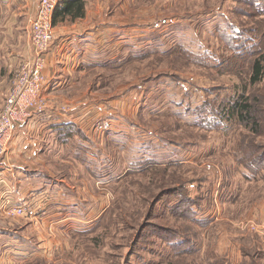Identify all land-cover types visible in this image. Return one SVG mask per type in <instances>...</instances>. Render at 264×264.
Segmentation results:
<instances>
[{
    "label": "rangeland",
    "instance_id": "obj_1",
    "mask_svg": "<svg viewBox=\"0 0 264 264\" xmlns=\"http://www.w3.org/2000/svg\"><path fill=\"white\" fill-rule=\"evenodd\" d=\"M87 1L126 32L122 47L106 63L69 76L78 92H54L50 98L73 106L84 98L103 103L106 112L117 110L104 119L126 123L128 130L122 135L110 129L104 139L92 140L90 152L83 149L87 173L74 162L76 173L67 178L84 200L75 209L80 218L92 209L98 216L42 231L41 255L24 264H215L222 259L241 264L250 259L242 258L239 249L253 247L262 252L257 264H264V239L237 226L254 215L246 209L249 199L263 203L264 184H242L232 158L240 140L264 143V113L257 131L221 117L222 107L242 93L264 112V72L260 82L249 83L255 53L235 58L225 35L232 34L231 23L257 27L264 43V7L258 0ZM178 47L230 60L227 66H198ZM113 58L123 63L108 65ZM168 188L190 197L199 223L170 213L179 195L163 193ZM228 190H235L238 205L229 207ZM218 209L221 219L216 220ZM24 226L25 234L38 233L31 224ZM158 226L180 238L164 241L169 237L154 234Z\"/></svg>",
    "mask_w": 264,
    "mask_h": 264
},
{
    "label": "crops",
    "instance_id": "obj_2",
    "mask_svg": "<svg viewBox=\"0 0 264 264\" xmlns=\"http://www.w3.org/2000/svg\"><path fill=\"white\" fill-rule=\"evenodd\" d=\"M37 5L38 0H0V109L12 78L27 54L29 20L35 15ZM96 7L93 8L87 1L83 17L65 19L55 25L56 39L48 55L43 88L46 97L50 98L54 92H78L69 76L112 58L115 50L120 52L122 35L126 32L119 23L105 19L103 12ZM126 37L128 39L130 35ZM74 102V110L68 113L49 109L32 112L24 123L16 126L6 155L0 157V193L8 186L15 204H25L33 197L45 201V212L36 219L5 216L0 212V264H24L39 257L42 253L40 247L43 246L42 231L47 233L52 228L57 231L73 226L74 220L81 223L98 216L92 209L84 215V219L80 218L82 215L75 209H79V203L84 200L73 190L67 178L76 173L72 172L74 162L87 170V163L82 160L83 149L90 152L92 140L104 139V133L110 129L117 132L115 134L125 135L128 124L106 121L104 117L117 110L106 112L102 108L103 103H92L94 100L85 98ZM91 114L96 115L83 120ZM69 124L80 129L82 135L64 137L63 127ZM93 159L97 160V157L93 156ZM235 167L233 171L240 176L242 184H264V177L246 180L243 177L245 170ZM231 176L235 177L233 174ZM249 203L247 212H254L250 218L261 220L264 217V199L262 204H258L254 198L249 199ZM233 205L238 204L229 203V207ZM218 214L219 209L214 211L216 220L221 219ZM225 220L234 223L232 218ZM25 223L31 224L38 233L25 234ZM262 247L264 250V242Z\"/></svg>",
    "mask_w": 264,
    "mask_h": 264
},
{
    "label": "trees",
    "instance_id": "obj_3",
    "mask_svg": "<svg viewBox=\"0 0 264 264\" xmlns=\"http://www.w3.org/2000/svg\"><path fill=\"white\" fill-rule=\"evenodd\" d=\"M256 1L257 0H254L255 3ZM258 2L259 5L264 7V0H258ZM257 5L258 4H256V6ZM84 9H85V0H59L53 12L52 23L55 26L57 25V23L64 21L65 19L74 20L77 18H81L84 16ZM229 26L230 29H233V32L232 34H225V35H229L227 40L228 48L232 47L236 50L233 55L235 58L243 54L250 53L251 55H254L253 53H255V59L253 60L252 69H251L252 71L249 76V83L253 85L255 83L260 82L263 78V72H264V64L262 62V59L264 58V43L263 41H260V39L257 36L258 34V31L256 30L257 27L239 28V27H235L232 23L229 24ZM225 28L223 29L221 28L220 31L225 33L226 31L224 30ZM243 33H245L246 37L244 36ZM175 49H178V51L181 54H184L187 57L192 58V60H194L196 63H199L196 64L198 66L201 65L207 66V64H211L210 62L219 63V65H215L213 67H221L225 65L227 66L230 60L227 58L225 60L219 61L218 57L214 58L213 55H209V54L206 55H202L198 53L196 54L184 47L183 48L178 47ZM175 49L166 51L165 55H169L170 53L174 52ZM155 57H159V56L155 55ZM107 61H108L107 64L111 66H116L118 64L123 63L120 58H113ZM238 97L239 98L237 99V101L232 102L233 104L229 105L227 108L222 107L221 117H223L226 121H231V122L233 121V119L235 121L239 120L240 121L239 124L241 125L248 124L251 127L253 126L255 131H257L258 127L260 126V121L262 120V113L264 112H262V110H259L258 108L256 109V107L253 106L251 100L248 98V95L244 96L242 93L241 95H238ZM211 110H213V108L210 106V111ZM63 128L65 129L64 130L65 134L63 135L64 137H69L73 134L82 135V131L73 124H69L67 126H64ZM232 156L235 166H237L238 168H243L245 170V172L243 173V177L246 180H255L258 179V177H262V178L264 177V143L256 146L253 142L240 140L239 142L235 143V146L232 149ZM150 168H153V166ZM147 169H149V167L144 168V170ZM163 193L165 194L174 193L179 195L178 196L179 198L176 200L175 204H173V206H171V208L169 209L170 213H172L174 217L186 218V219L191 218L194 220V223L200 222V220H197V218H195L194 216L195 212L193 210V202L189 196H182L180 192L175 188L173 189L168 188ZM237 196L238 195L235 193V190H228L226 194V199H228L230 202L238 203L237 202L238 200L236 199ZM157 229L158 230L154 232L155 235L161 238L169 237L168 239H164V241L167 240V242H172L176 239V237L180 238V234H177L176 232H172L168 227L158 226ZM181 244L182 242L179 243V246ZM239 250L242 258L250 259V261H248L247 263L242 262L241 264H257V261L262 258V252L259 251L258 248L253 247L251 251L246 250L245 248ZM225 261H226L225 259H222L221 262L218 261L215 264H229ZM209 264H213V263L210 262Z\"/></svg>",
    "mask_w": 264,
    "mask_h": 264
},
{
    "label": "built area",
    "instance_id": "obj_4",
    "mask_svg": "<svg viewBox=\"0 0 264 264\" xmlns=\"http://www.w3.org/2000/svg\"><path fill=\"white\" fill-rule=\"evenodd\" d=\"M59 0H38L35 15L30 18V35L27 54L11 82L0 109V157L6 155L17 125L24 123L32 112L49 109L68 113L74 106L43 93L46 80L48 55L56 39L52 16ZM0 212L12 217L38 218L45 212L43 198L33 197L25 204H15L10 187L0 193ZM217 217V216H216ZM237 226L252 231L264 239V217L261 220H239Z\"/></svg>",
    "mask_w": 264,
    "mask_h": 264
}]
</instances>
